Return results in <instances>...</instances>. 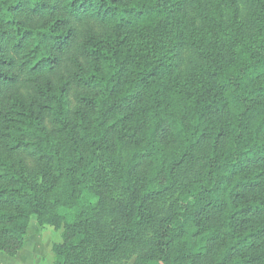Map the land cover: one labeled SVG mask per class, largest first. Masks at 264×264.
Returning <instances> with one entry per match:
<instances>
[{
	"label": "trees",
	"instance_id": "1",
	"mask_svg": "<svg viewBox=\"0 0 264 264\" xmlns=\"http://www.w3.org/2000/svg\"><path fill=\"white\" fill-rule=\"evenodd\" d=\"M264 264V0H0V252Z\"/></svg>",
	"mask_w": 264,
	"mask_h": 264
},
{
	"label": "rangeland",
	"instance_id": "2",
	"mask_svg": "<svg viewBox=\"0 0 264 264\" xmlns=\"http://www.w3.org/2000/svg\"><path fill=\"white\" fill-rule=\"evenodd\" d=\"M63 230L41 226L36 217L30 218L23 249L16 257L0 252V264H54L53 247L62 243Z\"/></svg>",
	"mask_w": 264,
	"mask_h": 264
}]
</instances>
